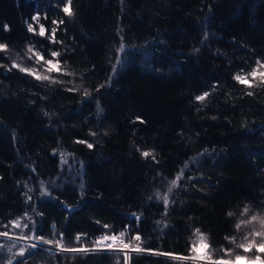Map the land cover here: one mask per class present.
I'll return each mask as SVG.
<instances>
[{
    "label": "trees",
    "instance_id": "1",
    "mask_svg": "<svg viewBox=\"0 0 264 264\" xmlns=\"http://www.w3.org/2000/svg\"><path fill=\"white\" fill-rule=\"evenodd\" d=\"M64 3L0 0V43L8 45L0 52V231L37 242L13 249L14 240L0 236V264H124L121 250L31 247L43 244L36 236L57 241L62 233L64 248H91L96 234L119 231L141 235L146 249L129 252L128 264H192L155 253L191 255L196 228L213 259L227 248L254 256L225 237L239 242L248 229L236 224L264 213V84L249 89L233 79L264 60V0H72V17ZM37 14L63 43L27 32L28 23L39 30ZM29 46L46 58L61 52L64 71L45 74L62 82L11 69L15 61L42 71ZM117 56L126 63L109 87ZM137 116L145 123H134ZM178 176L165 214L158 197ZM78 233L85 238L77 241Z\"/></svg>",
    "mask_w": 264,
    "mask_h": 264
},
{
    "label": "snow or ice",
    "instance_id": "2",
    "mask_svg": "<svg viewBox=\"0 0 264 264\" xmlns=\"http://www.w3.org/2000/svg\"><path fill=\"white\" fill-rule=\"evenodd\" d=\"M62 12L64 13L65 16L67 17H72L73 16V10H72V0H66V3H64L62 7ZM31 20L38 24L39 30L37 31L36 28L33 27L32 23L27 24V32L33 33L36 36L39 37H47L49 43L51 44H57V43H63L62 41H58L56 38V33H57V28L53 27L51 29L50 34L46 30L44 24L40 23L39 20V15H33L31 17ZM64 21L61 19L59 21L53 19L52 24L54 25H59L63 24ZM4 31H8V25L5 24L3 25ZM214 35V34H213ZM160 43H163L160 41ZM8 50V45L6 43H0V52H6ZM28 53L30 55L28 56V59L32 60L34 59L36 65H40L42 68L41 70H38L35 67H23L21 64L16 63L15 61L12 62L11 64V69H18L21 73H25L29 76H32L35 80L37 81H49L50 83H60L62 81H57L55 80L52 76L48 75L50 73H61L64 71L61 67V61L57 59L58 57L61 56V52L59 51H51L50 52V57L51 58H46L45 55L39 51V50H34V46H29L28 48ZM119 53H125L127 51L125 44L123 42V36H121V43L119 45L118 49ZM199 49L197 48L195 50V53H198ZM126 61L123 59L121 56H117V61L116 64L113 65L112 67V76L109 77V82L108 86H111V81L116 77L118 73V68L125 64ZM0 67H4V65H0ZM11 69H8V71H11ZM149 70H154V69H149ZM48 73V74H45ZM233 79L240 85L245 86L246 88H253L255 82H259L260 84H264V63H261L260 60L256 61V67L252 68L251 71L246 72V73H237L233 76ZM104 87V85H100V88ZM214 87V86H213ZM100 88H97V91L100 90ZM69 92L76 91V89L69 88L67 89ZM253 93L251 91L247 92V95L251 96ZM85 96H88L87 90H85L84 93ZM210 93L205 91L200 95H196L194 97V100L196 102L203 103L208 97ZM96 109L98 113H102L103 109L101 108L100 104L97 102L96 104ZM47 116L48 113H45ZM212 119H216V117H212ZM138 121L139 123H145V121L140 117L137 116L135 118L134 123ZM91 135L95 136L96 133L93 132ZM76 143L79 144H85L88 149H93L94 148V143L88 142L87 140H82L78 139L75 141ZM137 151H140L139 148H137ZM207 149H205V153H207ZM55 152V150H54ZM141 156L144 158L152 157V159L155 161L156 157L153 155L152 151H141L140 152ZM61 157L63 158L64 153H60ZM83 167V165H82ZM181 175H183V169H181ZM180 176L176 177V179L172 180L170 182V186L167 188V193L164 194L163 196H159L158 198L163 201L164 209H165V214H167L168 206L170 203L169 200V195L173 192V189L178 186L177 181L180 180ZM81 190H83L84 185L83 183L80 184ZM31 200V197L28 198ZM171 203H175V201H171ZM63 207V205H62ZM66 211H68L70 214L74 213L78 209H67L65 208ZM249 212V208L246 206L241 213V215H245ZM233 213L229 212L228 216H232ZM141 217L133 215V217L130 218L131 220L137 221V230L139 226V221ZM258 223L259 227H256V224ZM13 224L15 227H20L19 221H13ZM24 227H27L28 225L25 224L23 225ZM108 225H104V228H107ZM167 227V226H165ZM236 229L237 230H243L244 228H247L248 231L246 234L242 236L239 242H237L236 237H225L226 240H230V242L235 246L237 249H242L243 253H252L253 250H255V255L254 256H249V255H244L240 254L237 252H234L233 248H227V249H221L223 252V255L220 256V258L213 259L212 256V249L210 244H208L207 237L205 236L204 233L201 232L199 228L195 229L194 235L197 237L196 240L193 241L190 251L191 255L189 256H182V255H177L172 252H157L155 253L156 255H162V256H167L171 260H177V261H190L192 264H264V257H262L261 254H264V213L260 214H253L250 216L249 219H241L237 224H236ZM33 228L35 229V225H33ZM7 232H0V236H7ZM63 234L61 233V237ZM124 236L125 232H120L118 235L116 234H104L96 238V240L93 242L94 246L95 245H103L107 249H113L114 245L120 246L121 251L124 252V264H128L130 260V255L129 252H135V253H141L146 251V249L142 248L140 246V241H141V235L137 234L134 237L129 238V242H124ZM35 239L37 241H43V244H33L31 247L33 249H36L37 247L42 248L43 245H51L53 243L56 244V247L61 250V252H70V253H76V254H87L89 253V248L85 246L81 247H74V248H64L63 245L61 244V241H52V240H44L43 237L36 236ZM77 241H81V236L77 235L76 237ZM150 251V250H148ZM33 253H29V255H32ZM117 255L119 253H116ZM20 256H24V250H21ZM227 257V258H225ZM16 264H22V261L18 260Z\"/></svg>",
    "mask_w": 264,
    "mask_h": 264
},
{
    "label": "rangeland",
    "instance_id": "3",
    "mask_svg": "<svg viewBox=\"0 0 264 264\" xmlns=\"http://www.w3.org/2000/svg\"><path fill=\"white\" fill-rule=\"evenodd\" d=\"M261 63H264V60L261 61ZM239 73H245V72H239ZM0 232H7L8 235L6 237L8 238H11L12 240L14 241H11L12 244H11V248L13 249H17L19 248L20 246H18V243H16V241H31V242H34V243H37L35 242L34 240L32 241L30 238H28L26 235H23V234H19L17 232H8V231H0ZM81 234V235H80ZM82 234H85V233H78L77 235H80L81 236V240L83 238H85L86 234L83 236ZM116 234V233H115ZM101 235H104V233H98L95 235V238L93 239L94 241L96 240L97 237L101 236ZM117 235V234H116ZM137 235V234H135ZM135 235H133L132 237H134ZM128 236V237H127ZM77 237V236H76ZM75 237V238H76ZM129 235H127V231H125V236H124V242H129ZM61 237H58V240L60 241ZM140 243V242H139ZM48 248H57L56 246H51V245H46ZM117 246V245H115ZM113 246V247H115ZM141 246V245H140ZM118 248L117 249H107L106 247H104L103 245H95L89 249H105V250H121L120 246H117ZM22 249V248H21ZM20 249V250H21Z\"/></svg>",
    "mask_w": 264,
    "mask_h": 264
},
{
    "label": "built area",
    "instance_id": "4",
    "mask_svg": "<svg viewBox=\"0 0 264 264\" xmlns=\"http://www.w3.org/2000/svg\"><path fill=\"white\" fill-rule=\"evenodd\" d=\"M120 232H122V231H119V232H117L116 234L118 235ZM104 234H107V233H104ZM81 235V234H80ZM83 236L85 235V234H82ZM77 236V235H76ZM115 246V245H114ZM118 247L117 246H115V247H113V249H117Z\"/></svg>",
    "mask_w": 264,
    "mask_h": 264
},
{
    "label": "bare ground",
    "instance_id": "5",
    "mask_svg": "<svg viewBox=\"0 0 264 264\" xmlns=\"http://www.w3.org/2000/svg\"><path fill=\"white\" fill-rule=\"evenodd\" d=\"M128 237V236H127Z\"/></svg>",
    "mask_w": 264,
    "mask_h": 264
}]
</instances>
